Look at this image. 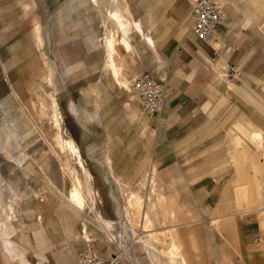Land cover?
<instances>
[{"label": "rangeland", "instance_id": "obj_1", "mask_svg": "<svg viewBox=\"0 0 264 264\" xmlns=\"http://www.w3.org/2000/svg\"><path fill=\"white\" fill-rule=\"evenodd\" d=\"M25 1L15 0V23L9 34L0 42L5 53L4 63L9 67V75L18 94V97L12 96L9 102L13 115L10 126H2L5 120L0 119V130L9 135L8 140L12 143L15 156L9 159L0 150V177L2 188H31V199L24 194H0V210L3 211L6 222L4 230L0 232V238L3 236L5 240L12 241L15 254L21 255L23 244L18 240L23 242V235L26 240L30 235L31 240L35 242L33 249L37 245L38 238L31 230L35 224L40 232L44 250L60 249L63 241L73 244L74 255L71 264L76 263L82 254H95L93 252L120 255L124 264H170L169 257L173 256L170 241L162 242L164 252L157 253L150 249V254L140 240L146 235V232H143V214L148 213L152 220V231H193L200 247V251L195 254L202 255L203 264H264V211L258 209L246 213L248 220L259 222L263 237L261 246L246 253L238 242L237 229L233 226L217 228L216 224L212 223L213 218L220 215H210L208 208L215 206L220 197L219 193L209 197V193L205 194L200 185L197 184L192 189L188 186V181L192 180L197 172L193 169L195 161L203 153L211 155L203 157L204 159L223 158L228 169L232 168L225 157L226 136L222 134L232 125L231 117L224 120L225 126H206L196 133H203L200 136L202 143L189 151L187 161L183 165L184 171H180L172 164L176 152L168 154L169 148L157 146V138L150 130L136 128L137 124L122 115L124 102L130 96L127 90H119L108 84L107 92L101 93L99 97L92 91L102 75L104 62L100 51L104 40V19L98 17L96 10L92 11L93 15L95 14L94 28L86 31L88 17H84L87 14L83 12V2L32 0L35 2V9L32 14L25 15ZM83 14L82 19L76 22L78 26L70 25L74 17ZM35 17L40 20V33L44 37V45L41 48L36 40ZM62 21L66 31L61 30L62 25L59 23ZM91 38L94 44H91ZM147 57L160 65L163 64L160 51L159 55L148 53ZM138 63L143 64L145 60L139 59ZM145 71L147 70L138 74ZM47 78L51 80L52 85L46 83ZM41 85L44 87L41 88ZM11 92L9 88L7 94ZM47 92L59 97L65 115V127L78 130L80 126V133L86 142L82 153L94 175V186L98 191L97 209L106 219L114 221L112 230L103 229L93 220L91 214L83 212L79 216L67 206L63 192L68 191L71 181L69 177L64 178L62 175L61 161L52 150H58L54 139L55 130L49 119L41 115V102L50 111ZM77 96L86 98V101H81V105L74 108L71 99ZM96 101L101 105H97ZM88 113L92 115V119L86 121ZM226 113L224 108L223 115L229 116ZM118 114L121 117L115 123L114 118ZM30 115L33 118H30ZM51 143L53 146L49 145ZM59 156L60 159L66 158L62 153H59ZM108 157L112 160L116 173L124 180L122 185L114 179ZM263 159L262 149L258 161L249 158V164H245L241 169V176L253 177L259 166L264 171ZM28 161L33 166V172L26 177L20 164ZM70 161L75 168L74 160ZM152 164L158 165L162 174V180L158 183L154 178L142 177L144 170L150 169ZM255 164L258 167L255 168ZM259 177L264 179V172L260 173ZM224 179H230L228 171ZM199 180L202 185L212 182L218 187V182L214 183L212 179L202 177ZM39 186L43 187L41 194H38ZM152 189L155 193H152ZM262 197L258 193H250L247 196H239L238 201L249 203L247 205H260ZM40 198L44 201L41 202ZM10 208L16 212V219H9L7 216ZM30 208L34 212L26 224H23V211ZM235 212L239 211L221 214L220 220L223 222L228 218L226 216ZM37 218L42 220L40 224ZM84 222L88 225L90 242H87L81 233ZM43 229L47 231L48 237H44ZM67 233L70 234L69 237ZM5 245L6 242H0V253ZM30 260L36 261L35 258ZM199 260L200 257H194L195 263ZM51 261L55 264L59 259L53 258ZM0 264H3L1 260Z\"/></svg>", "mask_w": 264, "mask_h": 264}, {"label": "crops", "instance_id": "obj_2", "mask_svg": "<svg viewBox=\"0 0 264 264\" xmlns=\"http://www.w3.org/2000/svg\"><path fill=\"white\" fill-rule=\"evenodd\" d=\"M73 1L83 2V12L87 15H77L72 19L70 25L78 26L77 21H80L83 16L88 17L86 31H90L94 28L95 20V14L93 15L92 11L96 9L89 5L90 0ZM123 1L130 8L133 14L132 17L141 22L144 33L150 36L153 42V46H150L138 30L133 31L136 53L133 58L127 55V60L132 68L129 75L137 76L143 70L150 71L157 79L166 80L168 92L165 107L160 114L150 115L144 113L141 107L139 108L138 102L129 101L128 98L124 102L125 109L122 115L137 124L135 125L136 128L150 130L151 134L157 138V146L169 148L168 154L171 152L175 154L176 152V158L172 161V164L180 171H184L183 165L187 161L189 151L199 147L202 143V137L200 136L203 133H196L202 131L206 126H225L224 120H229L231 117L232 125L222 134L226 136V142L224 143L226 146L225 157L232 168L228 169V165L223 158L204 159L203 157L209 155L203 153L195 161L196 164L193 169L197 172L194 174L193 179L188 181V186L189 189H192L193 186L200 185L205 194L206 192L209 193V197L219 193L220 197L215 206L208 208L210 215L218 214L221 216V214L229 211H239L226 216L228 218L223 222L220 220V216L214 217L212 223L216 224L217 228L225 229L233 226L237 229L239 244L246 253H250L254 248L257 249L254 245L255 239L259 236L262 237V233L259 222L248 220L246 213L258 209L264 211V196L262 195L260 205H247L249 203H241L238 200L239 196H247L250 193L261 195L258 187L264 184V179L259 177L257 181L255 174L253 177L245 175L243 178L240 173L243 166L249 164V158L258 160L259 152L264 146V0H221L224 16L218 28L217 36L211 40L200 39L193 32L191 13L193 0ZM14 3L15 0H0V42L5 35L9 34L12 25L15 23ZM23 5L25 15L33 13L35 9L34 1L30 0L29 2L26 0ZM97 15L101 18L99 14ZM58 18L60 19V17ZM34 22L37 33L36 40L41 48L44 45V37L40 33L39 18L35 17ZM59 25H62L61 30L66 31L63 21ZM90 42L94 44L92 38ZM101 49L100 51H102ZM159 51L162 65L147 57L148 53L159 55ZM101 56L104 60L102 75L92 88V91L98 97L101 93L107 92L108 84L116 88L114 85L116 80H113L110 74L106 75V59L102 52ZM4 58L5 53H3L0 43V119L5 120V124L2 126H10L13 115L11 114L9 102L12 96L18 97V94L11 81L9 67L4 63ZM139 59H147L151 62L145 68L144 63H138ZM227 71L231 72L229 77L226 76ZM233 71H236V73H233ZM46 83L52 85L51 80L49 83L46 80ZM8 86L12 91L11 94H7ZM41 86V88L44 87ZM54 97L64 117L60 99L58 96ZM81 101H86V98L73 97L71 99L72 107L76 108L77 105H81ZM96 104L101 105L98 101H96ZM224 108H226L229 116L225 117L223 115ZM120 117L121 115H116L114 122L116 123V120H119ZM30 118H32V115H30ZM90 119H92V115L88 113L86 121ZM68 130L83 151L86 142L80 133V126L78 130L76 128ZM0 131V150L9 159H13L15 156L13 155L12 143L8 140L9 135H6L3 130ZM256 133H261L263 138L255 140ZM183 144L184 146L176 151ZM108 162L114 179L122 185L123 179L116 173L109 157ZM20 168L26 174V177L33 172V166L29 161L20 164ZM105 170L107 169L105 168ZM226 171L229 172L230 179H224ZM262 172H264L263 169ZM142 177L154 178L157 183L160 182L162 174L159 171V166L152 164L150 169L144 170ZM202 177L203 179H212L214 183L217 181L218 187L215 184L213 185L212 182L203 183L202 185L199 180ZM240 180L246 183L243 189L240 188ZM30 189L19 186L0 187V194H27L25 197L30 196L31 199ZM42 190L43 187L39 186L38 194H41ZM152 193H155L154 189H152ZM67 206L75 212L68 204ZM33 212L31 208L25 212L23 211L21 222L26 224ZM144 214L143 232H146V235L140 240L148 253L151 254L150 249L155 250L157 253L164 252L162 242L170 241L173 247V256L169 257L170 264H179L181 260H187L188 264H203L202 255L200 253L195 254L200 251V247L193 231H177L175 233L152 231L150 229L152 220L148 213V218H145ZM92 217L97 224H100L106 230L100 222L95 220L94 216ZM37 221H39V224L42 222L40 218H37ZM110 221L114 225V221ZM5 224V220L0 223L2 231ZM83 225L81 233L86 240ZM31 230L34 232V236L36 235L38 238L37 245L33 249L35 242L31 240L30 235L27 236L28 240L23 235V242L18 240L23 244L21 255L15 254V245L12 241L5 240L1 236L0 242H6L0 253V260L3 264H52L51 259L53 258L59 259L55 264H71L74 255L73 244L70 245L63 241L60 249L44 250L37 225L33 224ZM43 235L48 237L45 229H43ZM66 235L70 236L69 233ZM70 248L71 250H69ZM193 256L200 257L198 263L194 262ZM30 258H35L36 261L32 262ZM77 263L78 260L74 264Z\"/></svg>", "mask_w": 264, "mask_h": 264}, {"label": "bare ground", "instance_id": "obj_3", "mask_svg": "<svg viewBox=\"0 0 264 264\" xmlns=\"http://www.w3.org/2000/svg\"><path fill=\"white\" fill-rule=\"evenodd\" d=\"M89 5L95 8L98 14L104 19L103 27L105 30L101 52L106 59V75L110 74L111 78L113 80H116L114 85L119 90H127V92L130 94L129 100L138 102L141 107L140 100L138 99L137 93L134 91L132 86L133 81L140 74H138L136 77L135 75H129V71L132 68L130 67V63L127 60V55L133 58L136 53L132 35L134 30H138V32L143 36L147 43L150 46H153V42L150 36L144 33L141 22L135 20L132 17L133 14L130 8L127 6V4L124 3L123 0H90ZM144 60L145 68H147L151 61L147 59ZM226 76H230L229 71L226 72ZM133 77L135 78L133 79ZM46 80L48 83L50 82L49 79ZM46 94L50 98V111H48L46 109V105L41 102V115L49 119L52 128H54L55 130L54 139L56 140L55 145L57 146L58 150H55L54 148H52V150L55 156L61 161L60 169L62 171V175L64 176V178L69 177L71 181V185L68 191L66 193H64L65 191L63 192V195L66 197V203L70 207H72L79 216L82 215L83 212H87L94 216L95 220L100 222L106 228V230H112V228L114 227L113 223L110 220L105 219L103 214L97 209L98 191L94 186V175L83 156L82 149L73 138L69 130L64 126V117L61 113L56 98L49 92H47ZM142 111L144 112L143 109ZM262 138L263 135L261 133H256L254 136L255 140H261ZM49 145L53 146L52 143ZM59 153L65 154L66 158L60 159L62 156L60 154V157ZM70 160H74V164L76 165L75 168L72 166V161ZM256 166L258 167L257 164H255V168ZM40 167L42 168V170H44L42 166ZM261 171L262 167L259 166L258 169H256L255 173L257 181L259 180V174L261 173ZM245 185L246 183L243 180H240V188L243 189ZM0 187H3L1 177ZM258 190L259 193L264 196V184L260 185L258 187ZM40 201H43V199H41ZM10 209L11 211L7 216L9 217V219H16V212L14 211V209ZM144 217L148 218V214H144ZM4 219V213L2 210H0V223H2ZM83 229L86 240L90 241L86 223H84ZM0 231H2L1 228ZM262 244L263 237L260 243L254 245L256 247H259ZM93 253L101 256L115 255L113 253ZM79 261L80 257L78 258V263ZM179 264H188V262L187 260H181Z\"/></svg>", "mask_w": 264, "mask_h": 264}, {"label": "built area", "instance_id": "obj_4", "mask_svg": "<svg viewBox=\"0 0 264 264\" xmlns=\"http://www.w3.org/2000/svg\"><path fill=\"white\" fill-rule=\"evenodd\" d=\"M191 13L195 35L203 40L214 39L224 16L221 0H193ZM132 86L144 112L157 115L163 111L168 92L166 80L157 79L153 74L143 72L133 81ZM261 241L262 237L259 236L255 239V244ZM78 264H124V261L120 255L101 256L86 253L81 255Z\"/></svg>", "mask_w": 264, "mask_h": 264}]
</instances>
